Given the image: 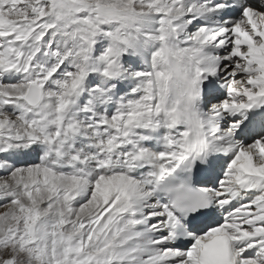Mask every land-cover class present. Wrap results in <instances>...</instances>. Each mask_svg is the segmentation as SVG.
<instances>
[{
    "label": "snow or ice",
    "instance_id": "snow-or-ice-1",
    "mask_svg": "<svg viewBox=\"0 0 264 264\" xmlns=\"http://www.w3.org/2000/svg\"><path fill=\"white\" fill-rule=\"evenodd\" d=\"M0 264H264V0H0Z\"/></svg>",
    "mask_w": 264,
    "mask_h": 264
}]
</instances>
